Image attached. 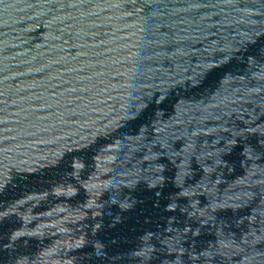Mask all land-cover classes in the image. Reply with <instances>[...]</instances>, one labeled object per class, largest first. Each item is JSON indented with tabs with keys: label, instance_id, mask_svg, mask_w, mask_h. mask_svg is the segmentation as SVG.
Instances as JSON below:
<instances>
[{
	"label": "water",
	"instance_id": "1",
	"mask_svg": "<svg viewBox=\"0 0 264 264\" xmlns=\"http://www.w3.org/2000/svg\"><path fill=\"white\" fill-rule=\"evenodd\" d=\"M0 264H264V0H0Z\"/></svg>",
	"mask_w": 264,
	"mask_h": 264
}]
</instances>
